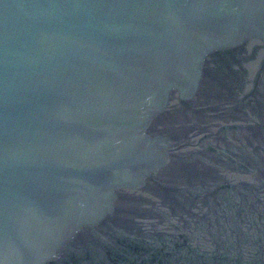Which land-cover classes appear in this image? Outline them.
<instances>
[{
    "label": "water",
    "instance_id": "1",
    "mask_svg": "<svg viewBox=\"0 0 264 264\" xmlns=\"http://www.w3.org/2000/svg\"><path fill=\"white\" fill-rule=\"evenodd\" d=\"M0 264H264V0H0Z\"/></svg>",
    "mask_w": 264,
    "mask_h": 264
}]
</instances>
